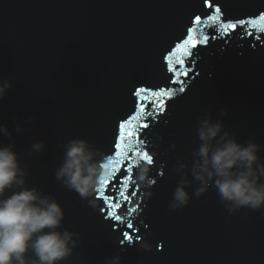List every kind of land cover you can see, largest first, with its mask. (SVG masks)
Wrapping results in <instances>:
<instances>
[{
	"label": "water",
	"instance_id": "obj_1",
	"mask_svg": "<svg viewBox=\"0 0 264 264\" xmlns=\"http://www.w3.org/2000/svg\"><path fill=\"white\" fill-rule=\"evenodd\" d=\"M208 4L220 7V19H206L213 11ZM208 4L0 0V80L12 83L0 100V124L12 137L0 135V145L15 143L30 171L27 187L55 197L65 213L60 230L78 234L72 255L60 264H106L115 255L121 264H264V210L242 208L229 215L214 188L200 198L192 195L182 209L169 208L180 180L177 165L190 168L195 159L201 116L211 112L239 142L264 146V0ZM196 16L208 27L197 26L193 35L217 38L193 48L184 41ZM237 20L248 23L226 34L221 24ZM180 60L187 75L179 76L183 83H172L169 64L181 67ZM181 87L184 91H177ZM142 88L173 93L146 120L147 110L136 108L135 92ZM147 99L159 104L161 98L149 93ZM222 110L227 116H219ZM133 116V126L148 123L139 138L153 157L149 167L155 183L150 188L130 183L129 191L137 193L132 202L111 209L136 229V238L121 243L131 230L109 218V205L100 195H115L113 166L106 177L110 183L93 192L91 203L58 183L54 172L64 159L63 144L73 138L99 149L101 163L114 158L119 125ZM29 117H34L30 123ZM36 141L45 147L29 156ZM260 157L264 160V150ZM196 186L187 191L192 194Z\"/></svg>",
	"mask_w": 264,
	"mask_h": 264
},
{
	"label": "clouds",
	"instance_id": "obj_2",
	"mask_svg": "<svg viewBox=\"0 0 264 264\" xmlns=\"http://www.w3.org/2000/svg\"><path fill=\"white\" fill-rule=\"evenodd\" d=\"M11 87L10 80H0V100ZM227 114L222 110L219 116ZM33 120L29 117L27 122ZM15 131H23L19 123ZM196 134L200 143L193 151L191 167L179 163L175 169L180 180L169 208L182 209L192 195L200 198L214 188L229 215L242 208L264 210V160L260 157L264 146L252 140L239 142L225 129L223 119H214L211 112L199 118ZM0 135L11 138L12 132L0 124ZM44 147V141L33 142L29 156ZM63 148L64 159L54 172L55 179L81 198L89 199L108 175L109 158H103L101 163L100 150L81 138L68 140ZM149 166L150 163L138 164L134 180L148 188L155 183ZM29 175L27 165L21 163L15 151V143L0 145V264H60L72 255L78 234L66 228L60 230L65 216L62 206L55 197L27 187ZM193 183L197 186L190 194L187 188ZM144 247L148 248L147 243ZM106 264H121V257L108 258Z\"/></svg>",
	"mask_w": 264,
	"mask_h": 264
},
{
	"label": "snow or ice",
	"instance_id": "obj_3",
	"mask_svg": "<svg viewBox=\"0 0 264 264\" xmlns=\"http://www.w3.org/2000/svg\"><path fill=\"white\" fill-rule=\"evenodd\" d=\"M205 3L208 4V0H205ZM213 11L212 14L207 16L206 19L209 20H218L223 15L221 13V9L219 6L215 4H208ZM260 19L264 20V13L260 14ZM248 21L245 20H237L235 22H227L222 23L221 26L225 29L227 34L228 29L235 30L237 26L243 27ZM197 26L208 27V25H204L201 17L196 16L193 20V26L188 29V38L184 41L185 45L191 44L193 48H195L198 44L203 43L207 44L208 40L211 38L215 40L216 36H211L205 34L202 38L199 36H194L193 33L197 32ZM218 30V29H217ZM248 35H252V33H248ZM257 39L260 37L257 36ZM179 64L181 67H175L171 63L169 64V70L173 73V77L171 78L172 83H183L179 80L180 75H187V69L183 68L184 61L180 60ZM177 91L183 92V87L177 89ZM149 93L154 96L161 98L159 104L156 101H149L147 99ZM171 89L167 91L161 89L159 91H153L150 88H142L139 91L135 92V96L137 99L136 108L141 112H145L147 110V117H151L153 115V110L158 109L159 106L163 103L164 97H170L172 95ZM149 104H151V108H149ZM131 119H136L135 116L130 117L128 120L123 121L119 125V134L118 141L115 143V157L113 158L111 155L109 158V164L113 166V171L111 174V188L114 191L115 195H105L104 192H101L100 195L104 198L106 204L109 205V218L114 219L118 224H124V226L131 230L130 232H124L121 243L131 242L134 238L132 232H135L136 229L131 220L125 222L122 219L121 214H116L111 211V209H120L123 207V203H131L133 197L137 195L135 190L129 191V184L131 183L134 188V181H132V174L134 169L138 166V164L150 163L153 164V157L149 154L148 151H145V142L143 139H140V131L144 128L148 127L147 122H141L136 126H133L131 123ZM123 145V146H122ZM109 166V165H108ZM121 168L123 172L121 173ZM117 174H119V179H117ZM110 181L105 179L103 185H108ZM123 201V203H122ZM136 209H126L125 214L128 211L134 212ZM115 227V225H114Z\"/></svg>",
	"mask_w": 264,
	"mask_h": 264
}]
</instances>
